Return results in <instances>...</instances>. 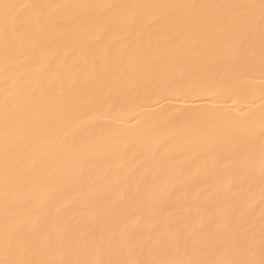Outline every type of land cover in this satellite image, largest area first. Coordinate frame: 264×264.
Instances as JSON below:
<instances>
[{
	"label": "snow or ice",
	"instance_id": "6c2138e0",
	"mask_svg": "<svg viewBox=\"0 0 264 264\" xmlns=\"http://www.w3.org/2000/svg\"><path fill=\"white\" fill-rule=\"evenodd\" d=\"M84 23L102 32L123 29L121 47L92 56L93 71L99 60V78L111 87L80 89L70 108L43 91L36 99L25 95V78L80 71L76 60L70 68L57 61L43 36L75 33ZM217 36L226 47L213 55L208 38ZM0 41L5 81L16 88L6 97L0 136V264H264V110L259 118L242 109L233 114L230 105L222 110L227 100L235 103L234 81L258 72L264 82V0L0 2ZM26 42L31 48L21 60ZM27 62L34 66L22 67ZM121 98L183 107L146 129L160 138L139 151L134 129L96 130L99 119L123 111ZM64 124L72 131L53 137L51 130ZM177 137L193 158L227 169L220 206L207 216L201 193L189 199L198 177L178 166ZM129 152L138 163L93 179L101 162L110 166ZM86 207L97 209L91 219L75 220L73 213Z\"/></svg>",
	"mask_w": 264,
	"mask_h": 264
},
{
	"label": "bare ground",
	"instance_id": "6f19581e",
	"mask_svg": "<svg viewBox=\"0 0 264 264\" xmlns=\"http://www.w3.org/2000/svg\"><path fill=\"white\" fill-rule=\"evenodd\" d=\"M0 2L11 3H52V4H106V3H126V4H167V3H224V2H241V0H0ZM147 13L146 15H150ZM101 25L84 23L80 29H77L75 33L71 32H48L43 36V41L46 50L49 53L55 54L56 60H66L67 66L70 68L73 61H78V68L80 71L61 72L57 76H49L43 81H38L34 78H25L21 87L24 89L25 95L29 91L33 93V99L39 96L43 91L49 95L50 98L59 102L63 107H72L78 96V92L82 88H102L107 90L111 87V82L106 78H99L101 72V66L99 60L96 61L95 71L92 66V56L95 53L99 56L103 49L107 46L110 52H114L116 48L121 47V40L124 36L123 29L114 28L108 32H102ZM2 43V41H0ZM222 46L226 47V38L223 36H217L215 39L208 38V48L213 55L223 51ZM31 48V43L26 42L20 52L19 58L25 59L27 51ZM2 54H0V136L3 135L4 128V105L6 97L10 93L14 94L16 88L13 86L11 79L6 83L5 76L2 71ZM87 60V63L85 62ZM34 66L33 62H27L22 67L31 68ZM31 76V74H30ZM232 95L235 97V103L233 100H227L222 110L227 111L230 105L235 114V109H242L244 112L253 114L256 118L264 108H262L261 97L264 96V82L261 81L259 73L254 74V78L236 80L232 84ZM225 98L221 97V103ZM118 104H123V111L119 114L108 113L112 116V120H105L103 118L96 122L97 132H107L108 127L120 128V129H134L136 135L134 139L139 140L137 145L139 151H143L145 148L155 145L159 141L158 135H148L145 130L148 129L155 122H165L169 120L173 109L183 107L174 100L171 103L156 104L148 99H136L132 101L131 98H121L117 101ZM12 105L9 103V108ZM21 118H23L21 116ZM72 128L68 124H64L59 128H53L51 135L53 137L62 135L66 132H71ZM21 134L23 132L21 131ZM48 146L43 151H47ZM87 146L85 145V154L87 152ZM174 150L177 156L178 166L188 165L193 172L197 174L198 181L197 187L190 192L189 199L196 192L201 193V212L207 216L213 213L221 203V198L224 194V190L228 184L227 169L217 168L214 166L211 159H207V162H202V159L193 158V154L184 150L182 141L177 137L174 142ZM182 162V163H181ZM138 163L137 153L129 152L124 159H120L119 156H114L109 164L100 163L97 169L96 175L93 179H97L103 176L105 171L109 174L119 173L127 171L130 167ZM120 167H117V166ZM0 167H2V157H0ZM20 176L25 177L28 173L24 167L20 170ZM3 191V178L0 176V194ZM119 195L118 192L113 193L112 197L115 199ZM255 198L259 201V189L255 192ZM97 209L92 207H86L73 213L75 220L91 219L88 213L94 212ZM21 211H23L21 209ZM256 214L259 215V205L256 207ZM82 213L84 215H82Z\"/></svg>",
	"mask_w": 264,
	"mask_h": 264
}]
</instances>
